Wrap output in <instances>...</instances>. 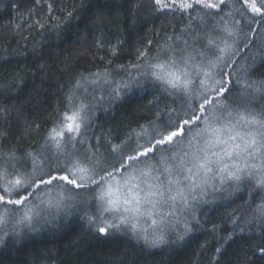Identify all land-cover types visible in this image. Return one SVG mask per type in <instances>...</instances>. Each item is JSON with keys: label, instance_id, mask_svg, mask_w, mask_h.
Returning a JSON list of instances; mask_svg holds the SVG:
<instances>
[{"label": "snow or ice", "instance_id": "obj_1", "mask_svg": "<svg viewBox=\"0 0 264 264\" xmlns=\"http://www.w3.org/2000/svg\"><path fill=\"white\" fill-rule=\"evenodd\" d=\"M235 4L233 0H151V10L159 15L188 14L189 24L181 36L187 31L192 43L184 37L181 46L173 38L158 43L154 53L139 49L137 62L129 61L136 70L130 80L117 81L111 71L103 74L117 97L133 86L151 84L158 101L172 98L171 110L168 104L164 109L157 105L155 119L140 125L139 131L104 143L97 137V143L91 144L89 121L94 108L78 91V81L65 95L60 118L46 130L42 153L5 151L0 145V247L9 236L20 237L25 228L33 230L34 221L48 223V217L56 220L61 212L65 217L79 216L101 238L130 226L133 235L150 247L168 243L166 233L183 241L199 221L181 224L179 231L166 219L175 215L172 205L179 198L184 214L191 215V204L206 188L220 191L225 186L234 191L247 188L249 193L240 206L247 216H235L231 223L258 225L264 236V79H244L241 84L239 76L223 71L235 63L233 45L239 50L241 29L235 13L246 10L253 18L264 17V0H235ZM194 12L200 15L193 16ZM247 47L245 42L243 48ZM197 59L200 64L194 63ZM210 69H220L219 78ZM233 80L241 86L238 95H233ZM176 100L179 107L174 106ZM249 126L254 127L248 130ZM38 194L45 198L40 203L58 211H35L40 207L34 199H40ZM142 217L151 220V232L138 228ZM255 248L264 254V240Z\"/></svg>", "mask_w": 264, "mask_h": 264}, {"label": "trees", "instance_id": "obj_2", "mask_svg": "<svg viewBox=\"0 0 264 264\" xmlns=\"http://www.w3.org/2000/svg\"><path fill=\"white\" fill-rule=\"evenodd\" d=\"M151 8V0H0L3 149L42 153L46 130L60 118L65 95L78 81V91L92 101L94 108L89 121L91 144L97 143V137L104 143L139 131L140 125L147 126L155 119L157 105L164 109L168 104L171 110L172 98L158 101L151 84L133 86L117 97L103 78L106 71H111L117 81L132 79L130 73L135 75L136 70L129 61L137 62L141 48L154 53L158 43L173 38L181 46L184 37L192 43L187 31L181 36L189 24L187 13L183 18L180 13L163 16ZM235 8L240 5L235 4ZM230 9L231 5L224 12ZM235 19L240 21L239 50L233 45L231 60L235 63L223 71L239 76L241 84L244 79H264V17L253 18L251 12L241 10L235 13ZM245 42L247 48H243ZM213 72L219 78L220 69ZM224 79L228 80V75ZM89 83L98 87L87 86ZM232 86L233 95H238L240 84L233 80ZM180 103L176 100L174 106ZM255 107L259 110L260 104ZM209 199L201 207L192 203L191 215L180 217L175 227L181 232V224L199 221L183 241L166 233L168 243L150 247L133 235L130 226L101 238L91 233L79 216L62 215L38 226L37 231L9 236L0 247V264H264L260 249L253 251L254 245L264 240L261 228L231 223L235 216H247L240 206L249 199L248 189L222 190ZM217 247L222 248L219 254Z\"/></svg>", "mask_w": 264, "mask_h": 264}, {"label": "rangeland", "instance_id": "obj_3", "mask_svg": "<svg viewBox=\"0 0 264 264\" xmlns=\"http://www.w3.org/2000/svg\"><path fill=\"white\" fill-rule=\"evenodd\" d=\"M193 55H195L194 53H193ZM194 63H196V64H200L201 63V61H199L198 59L196 60V61H194ZM214 69H210V71H213ZM219 70V69H218ZM217 73V72H216ZM193 75H195V71L193 70ZM200 78H204L203 77V75H202V73H201V75H200ZM104 82V81H103ZM194 83H197V81H194ZM93 86V87H98L95 83H89L87 86ZM103 86V85H102ZM234 115H235V112L233 113ZM207 115V114H206ZM205 115V116H206ZM254 126H249V129L248 130H251L252 128H253ZM241 131H245V129H240ZM188 136L189 137H191L192 136V132H189L188 133ZM177 143H182V141H177ZM182 179V178H181ZM217 183V185H218V181L216 182ZM223 190H226V192L228 193L229 192V190H231V188H228L227 186H225V188L223 189ZM222 190H220V191H216L215 190V188H206L205 190H204V193L202 194V195H200V198L198 199V201L197 202H194L193 204H195V205H198V206H203V205H205V204H207L208 202H210V200L211 199H209L211 196H212V194L213 193H217V192H221ZM198 194H199V190H198ZM38 196L40 197V199H36V198H34L35 199V203L36 204H39L40 205V207L38 208V209H35V211H38V212H41V213H47L49 210L51 211V212H53V213H56L58 210L57 209H55L54 207H52L51 205H45V204H42V203H40V200L41 199H45L43 196H42V194H38ZM28 206L29 207H32L33 206V201H30L29 202V204H28ZM198 206L195 208V209H198ZM194 209V211H196ZM184 209H183V207H182V203H181V201L179 200V198H178V200H177V202L174 204V205H172V207H171V211L172 212H175V215L174 216H168V217H166V219L168 220V223H169V225H171V226H173V227H175L176 225H177V223L178 222H180V217H182L183 216V214H184V211H183ZM63 215V213L61 212L60 214H59V216L57 217V218H59V217H61ZM154 218H156L155 216H154ZM48 220L49 221H51V220H53L51 217H48ZM45 222L43 221V220H37V221H34V223H33V230H29V229H27V228H25L24 229V231H29V232H34V231H37V229H38V226H40V225H42V224H44ZM138 228H148V230H151L152 228L150 227V225H151V220H148L147 218H140L139 220H138ZM23 227V226H22Z\"/></svg>", "mask_w": 264, "mask_h": 264}]
</instances>
